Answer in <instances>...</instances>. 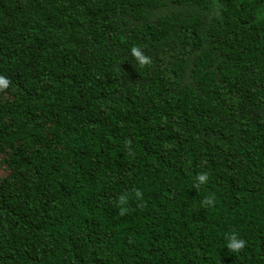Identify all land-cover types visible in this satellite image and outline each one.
Returning a JSON list of instances; mask_svg holds the SVG:
<instances>
[{
  "label": "trees",
  "instance_id": "1",
  "mask_svg": "<svg viewBox=\"0 0 264 264\" xmlns=\"http://www.w3.org/2000/svg\"><path fill=\"white\" fill-rule=\"evenodd\" d=\"M0 75V264H264V0H0Z\"/></svg>",
  "mask_w": 264,
  "mask_h": 264
},
{
  "label": "clouds",
  "instance_id": "2",
  "mask_svg": "<svg viewBox=\"0 0 264 264\" xmlns=\"http://www.w3.org/2000/svg\"><path fill=\"white\" fill-rule=\"evenodd\" d=\"M131 55L135 58V60L141 67L149 66L152 63L151 58L145 56L139 47L136 46L132 47ZM10 83L11 82L7 77L0 75V91L6 90L10 86ZM196 179H197V183L195 186L199 187L200 185L208 182L209 174L207 172H201L197 175ZM135 195L138 198L142 197V193H140L139 191H137ZM127 203H128L127 195L126 194L121 195L118 199V205L121 207L122 214L127 211V208L125 207ZM213 203H214L213 199L210 198H205V200L203 201L204 205H211ZM226 241H227L226 244L227 249L233 253H238L242 251L246 246V241L239 238L238 235L236 234L228 235L226 237Z\"/></svg>",
  "mask_w": 264,
  "mask_h": 264
}]
</instances>
